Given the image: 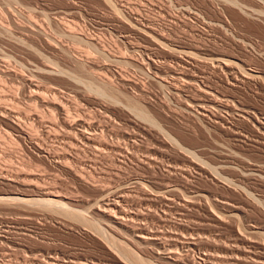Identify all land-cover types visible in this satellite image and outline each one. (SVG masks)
<instances>
[{
	"label": "rangeland",
	"instance_id": "374dc122",
	"mask_svg": "<svg viewBox=\"0 0 264 264\" xmlns=\"http://www.w3.org/2000/svg\"><path fill=\"white\" fill-rule=\"evenodd\" d=\"M214 54L234 61L236 67L218 66L209 60ZM241 68L248 73L260 72V78L247 79ZM92 78L105 82L106 86L111 84L106 93L110 97L89 91V85L99 82ZM86 80H89L88 86ZM199 88L201 91L212 90L226 104V110L213 107L215 105L210 103L212 95L201 97ZM133 97L140 106L150 110L147 112L153 114L156 126L142 118L139 121L134 111L133 114L130 109ZM197 103L206 104L202 107L204 110ZM0 104V195L16 193L14 195L37 198L35 187H41L44 192H57L74 205L80 201L76 205L78 209L85 208L84 213L99 219L102 231L104 228L109 233L107 236L103 231V236L91 226L43 208L0 203V264H129L120 259L119 252L116 253L120 242L127 243L132 251L149 258L148 261L153 259L152 264H175L159 259L154 254L155 246L134 244L130 234L115 231L106 221L99 211V204L101 207H105L106 202L113 204L117 200L114 195L123 194L126 202L121 205L118 197L119 205L133 216L130 223L134 229L138 228L137 231L140 228L150 234L154 232L161 235L160 238L166 232L170 237L181 238L197 234V230L202 233L198 250L186 248L183 240L177 243L181 248L176 249L178 246L170 237L165 240L162 237L161 242L165 241L167 248L182 253H176L181 257L176 264H194L196 260L198 264L200 253L212 254L213 258L224 255L227 249L224 242L232 235L231 221L224 219L222 224L213 223L205 214L202 202H198L199 205L196 202L192 207L195 211L189 208L182 212L174 208L175 205L169 209L165 207L166 195L155 189L162 184L175 185L185 181L167 175L164 168L169 164L168 160L184 165L193 158L178 152L168 137L195 151L200 160L197 162L205 163L202 164L204 167H210L207 163H218L211 167L218 173L224 171L219 176L227 178L226 183L224 177L221 179L226 185L216 184L209 176L197 175L189 168L194 177L188 178L192 179L191 185L188 182L190 186H201L242 205L246 218L237 221L241 229L245 230L244 226L256 221L264 226V178L256 172L258 169L264 171V130L256 128L253 118L264 115V0H0ZM239 105L250 108L255 114L240 113L235 109ZM78 119L87 125L86 132L93 135L94 141L87 142L89 145L79 138L83 128L76 126L72 130L65 123V120ZM134 138L137 139L136 146L131 142ZM147 150L158 154V157L154 156L159 160L154 163L155 167L142 160L145 154L142 152ZM168 151H172L170 155ZM159 154L170 157L165 161ZM139 176L147 186L152 185L151 188L145 184L144 188L142 185L136 187L133 182ZM164 176L167 178L162 179ZM229 178L240 185L242 191ZM150 189L154 192L152 195H148ZM108 193L112 194L107 196ZM80 199L88 201L85 203ZM156 199L160 201L157 203ZM210 203L213 207L214 202ZM215 209L212 210L220 212L218 207ZM109 235L117 237L109 239ZM260 237L253 239L263 242L264 237ZM248 259L227 260L223 264H249Z\"/></svg>",
	"mask_w": 264,
	"mask_h": 264
},
{
	"label": "bare ground",
	"instance_id": "6f19581e",
	"mask_svg": "<svg viewBox=\"0 0 264 264\" xmlns=\"http://www.w3.org/2000/svg\"><path fill=\"white\" fill-rule=\"evenodd\" d=\"M10 1V0H9ZM13 1H15V0H13ZM108 1V0H107ZM111 1V0H110ZM223 1V0H222ZM229 2V1H228ZM261 2V1H260ZM108 3V2H107ZM110 3V2H109ZM226 4H228V3H226ZM226 4H225V6H226ZM237 4V3H236ZM261 4V3H260ZM8 5V4H7ZM238 6V5H237ZM10 7V6H9ZM231 7V6H230ZM234 7V6H233ZM243 7V6H242ZM241 7V8H242ZM245 8V7H244ZM246 8H247V6H246ZM248 9V8H247ZM243 10V9H242ZM188 11V10H187ZM233 11V10H232ZM263 11V10H262ZM32 12H34V9L32 10ZM199 12V11H198ZM254 12V11H253ZM192 13V12H191ZM194 13V12H193ZM31 14V13H30ZM196 14V13H195ZM257 14V13H256ZM255 14V15H256ZM260 14V13H259ZM202 15V14H201ZM252 15V14H251ZM250 16V15H249ZM204 18V17H203ZM256 18V17H255ZM198 19V18H197ZM140 20V19H139ZM139 20H137V22L139 21ZM205 20V19H204ZM37 21V20H36ZM129 21V20H128ZM35 22V21H34ZM206 22V21H205ZM39 23V22H38ZM204 23V22H203ZM151 25V24H150ZM208 25V24H207ZM206 25V26H207ZM220 25V24H219ZM139 26V25H138ZM5 27V26H4ZM153 27V26H152ZM212 27H214V26H212ZM220 27V26H219ZM37 28V27H36ZM147 28V27H146ZM3 29V28H2ZM135 29V28H134ZM136 30V29H135ZM153 30V29H152ZM138 31V30H137ZM139 31H140V29H139ZM143 31V30H142ZM147 31V30H146ZM142 34V33H141ZM76 35V34H75ZM146 35V34H145ZM151 35V34H150ZM150 35H149V37H150ZM70 36H71V34H70ZM148 36V35H147ZM153 36V35H152ZM76 37V36H75ZM155 37V36H154ZM71 38V37H70ZM77 38V37H76ZM152 38V37H151ZM159 39V38H158ZM155 41H158L157 40V38H156V40ZM165 43V42H164ZM98 44V43H97ZM159 45V44H158ZM29 47V46H28ZM162 47V46H161ZM170 47V46H169ZM179 47V46H178ZM188 47V46H187ZM167 48H168V46H167ZM183 48V47H182ZM184 48H186V47H184ZM197 48V47H196ZM29 49V48H28ZM101 49V48H100ZM168 49H170V48H168ZM31 50V49H30ZM165 50V49H164ZM178 51V50H177ZM70 52V51H69ZM176 52V51H175ZM179 53V52H178ZM177 53V54H178ZM182 53H183V51H182ZM197 53V52H196ZM71 54V53H70ZM172 54V53H171ZM186 54V53H185ZM187 54H189V53H187ZM191 54V53H190ZM189 54V55H190ZM181 55V54H180ZM41 56V55H40ZM195 56H197V55H195ZM75 57V56H74ZM189 57V56H188ZM42 58V57H41ZM77 58H78V56H77ZM177 58V57H176ZM181 58V57H180ZM191 58V57H190ZM193 58H195V57H193ZM200 58H202V57H200ZM205 58V57H204ZM203 58V59H204ZM210 58V59H209ZM208 59L209 60H211L212 62H215L216 64H218V66H221V65H224V66H226V67H231L232 65H234L235 67H236V64L237 63H235L234 61L232 62L231 60H228V59H225V58H223L222 56H219V55H210V57H209ZM197 59V58H196ZM205 59H207V58H205ZM80 60V59H79ZM83 60V59H82ZM152 60H154V59H152ZM242 61V60H241ZM202 62V61H201ZM204 62V61H203ZM85 63V62H84ZM150 63V62H149ZM183 63V62H182ZM85 64H87V63H85ZM208 64V63H207ZM213 64V63H212ZM253 65V64H252ZM82 66V65H81ZM80 66V67H81ZM200 66H201V64H200ZM214 66H215V64H214ZM240 66V65H239ZM243 66V65H242ZM249 66H250V64H249ZM79 67V66H78ZM85 67V66H84ZM173 67V66H172ZM197 67V66H196ZM205 67V66H204ZM225 67V68H226ZM241 67V66H240ZM86 68V67H85ZM150 68H152V67H150ZM233 68V67H232ZM238 68V67H237ZM228 69V68H227ZM241 69H243V68H241ZM253 69V68H252ZM232 70H234V69H232ZM237 70V69H236ZM244 70L245 69H243V72H244ZM251 70V69H250ZM260 70V69H259ZM262 70V69H261ZM64 71V70H63ZM174 71V70H173ZM179 71V70H178ZM228 71H229V69H228ZM254 70H252V72H253ZM46 72V71H45ZM49 72V71H48ZM68 72V71H67ZM182 72V71H181ZM230 72V71H229ZM60 73H63V72H60ZM59 73V74H60ZM66 73V72H65ZM152 73H154V72H152ZM182 73H184V72H182ZM217 73V72H216ZM246 75H244L247 79L248 78H250V79H259L260 78V76L258 75V73H260V72H258V71H256V72H253V73H248L247 71L246 72H244ZM70 74H72V73H70ZM78 74V73H77ZM151 74V73H150ZM158 74V73H157ZM160 74V73H159ZM232 74V73H231ZM56 75V74H55ZM154 75V74H153ZM184 75V74H183ZM21 76V75H20ZM97 76V75H96ZM185 76V75H184ZM196 76V75H195ZM215 76V75H214ZM236 76H238V75H236ZM71 77V76H70ZM76 76H74V78H75ZM159 77V76H158ZM182 77V76H181ZM227 77V76H226ZM242 77H243V75H242ZM244 77V78H245ZM79 78V77H78ZM97 78H98V76H97ZM100 78V77H99ZM160 78V77H159ZM164 78V77H163ZM228 78V77H227ZM262 78V77H261ZM38 79V78H37ZM76 79H77V77H76ZM85 79V78H84ZM94 81H97L96 79H94V78H92ZM177 79V78H176ZM19 80V79H18ZM20 81V80H19ZM27 81V80H26ZM33 81V80H32ZM73 81V80H72ZM87 81V80H86ZM93 81V82H94ZM99 82H97V84H98V86H97V84H91V85H89L88 83H89V80L87 81V82H85L86 83V85L88 84L89 85V91H92V93L94 92H96L97 94H98V96H99V94H100V96H102V95H106L107 97H110L109 95H107L106 93H108L107 92V87L110 85V87H111V84H107L108 86H106V84H104L105 82H103V83H101L100 82V80H98ZM245 81V80H244ZM74 82V81H73ZM90 82H92L91 80H90ZM107 82V81H106ZM111 82V81H110ZM212 82V81H211ZM214 82V81H213ZM231 82V81H230ZM262 82V81H261ZM78 83H81V82H79L78 81ZM94 83H96V82H94ZM101 83V84H100ZM160 83H161V81H160ZM186 83V82H185ZM100 84V85H99ZM177 84V83H176ZM199 84V83H198ZM221 84V83H220ZM249 84V83H248ZM29 85V84H28ZM33 85V84H32ZM85 85V84H84ZM87 85V86H88ZM169 85H172V84H169ZM180 85V84H179ZM186 85V84H185ZM80 86H81V84H80ZM118 87V86H117ZM164 87V86H163ZM171 87V86H170ZM176 87V86H175ZM181 87V86H180ZM210 87V86H209ZM238 87V86H237ZM30 88V87H29ZM40 88V87H39ZM109 88V87H108ZM173 88V87H172ZM187 88V87H186ZM196 88V87H195ZM205 88V87H204ZM224 88V87H223ZM24 89H26L25 87H24ZM51 89V88H50ZM59 89V88H58ZM88 89V88H87ZM183 89V88H182ZM181 89V90H182ZM202 89V88H201ZM201 89L199 88V90H200V92H202V94H201V97L202 96H204L205 97V95L206 94H211L212 95V99H211V101H210V103H213L215 106H213V107H216L217 109L219 108V109H225L226 110V104H224V103H222L221 101H220V99L217 97V95H215V94H213L214 92H211L210 90H209V88H206V89H203L202 91H201ZM57 90V89H56ZM177 90V89H176ZM187 90V89H186ZM194 90V89H193ZM199 90H197V91H199ZM47 91V90H46ZM54 91V90H53ZM220 91V90H219ZM35 92V91H34ZM59 92V91H58ZM185 92V91H184ZM191 92V91H190ZM204 92V93H203ZM44 93V92H43ZM90 93V92H89ZM95 93V94H96ZM33 94V93H32ZM182 94V93H181ZM224 94H226V93H224ZM34 95V94H33ZM57 95V94H56ZM111 95V94H110ZM5 96V95H4ZM139 96V95H138ZM179 96V95H178ZM192 96V95H191ZM208 96H210V95H208ZM30 97V96H29ZM42 97V96H41ZM113 97V96H112ZM184 97V96H183ZM17 98V97H16ZM114 98V97H113ZM112 98V99H113ZM209 98V97H208ZM12 99V98H11ZM133 99H134V97H133ZM135 99H136V97H135ZM133 100V104H132V108H130V109H132L131 111L133 112H135L136 113V115L139 117V121H140V118H142L143 120H146V121H148L149 123H151L150 125H155V120H154V118H153V114L151 115L150 114V112H147V111H150V110H146L144 107H142V106H140L139 105V102L137 101V100ZM206 99V98H205ZM15 100V99H14ZM198 100V99H197ZM203 100L204 99H202V101L201 102H203ZM210 100V99H209ZM208 100V101H209ZM230 101V100H229ZM231 101H233V100H231ZM52 102V101H51ZM56 102V101H55ZM179 102V101H178ZM186 102V101H185ZM198 102V101H197ZM226 102V101H225ZM243 102V101H242ZM57 103V102H56ZM141 103V102H140ZM50 104V103H49ZM58 104V103H57ZM228 104V103H227ZM234 104V103H233ZM1 105V104H0ZM9 105V104H8ZM181 105V104H180ZM197 105H198V107L199 108H202V107H206V104H201V103H197ZM236 105H237V103H236ZM236 105H234L235 107H236ZM117 106V105H116ZM194 106V105H193ZM209 107H210V105H208ZM207 106V107H208ZM230 106V105H229ZM10 107V106H9ZM129 107V106H128ZM195 107V106H194ZM197 107V108H198ZM208 107V108H209ZM16 108V107H15ZM211 109H214V108H212V107H210ZM209 108V109H210ZM215 108V109H216ZM2 109V108H1ZM67 109V108H66ZM68 109H70V108H68ZM203 109V108H202ZM201 109V110H202ZM228 109V108H227ZM235 109H237V111H240V113L242 112V113H244V114H247V115H250L249 114V112H250V108L249 109H246V107L245 108H242L241 107V105H239L237 108H235ZM18 110V109H17ZM204 110V109H203ZM51 111V110H50ZM65 111V110H64ZM210 111V110H209ZM233 111V110H232ZM4 112V111H3ZM85 112V111H84ZM133 112V114H135ZM195 112V111H194ZM227 112V111H226ZM225 112V113H226ZM229 112V111H228ZM19 113V112H18ZM22 113V112H21ZM104 113V112H103ZM187 113V112H186ZM192 113V112H191ZM205 113V112H204ZM211 113V112H210ZM209 113V114H210ZM218 113V112H217ZM251 113V112H250ZM254 112H252L251 114H253ZM17 114V113H16ZM76 114V113H75ZM101 114V113H100ZM219 114V113H218ZM234 114H236V113H234ZM255 114V113H254ZM253 114V115H254ZM13 115V114H12ZM71 115H72V113H71ZM200 116H201V113L199 114ZM206 115H208V114H206ZM205 115V116H206ZM216 115V114H215ZM214 115V116H215ZM223 115V114H222ZM228 115H230V114H228ZM242 115V114H241ZM5 116V115H4ZM10 116V115H9ZM82 116V115H81ZM109 116V115H108ZM136 116V117H137ZM210 116V115H209ZM212 116V115H211ZM231 116V115H230ZM250 116H252V115H250ZM249 116V117H250ZM13 117H14V115H13ZM72 117V116H71ZM105 117H106V115H105ZM137 117V118H138ZM154 117H155V115H154ZM222 117V116H221ZM242 117H245V116H242ZM256 117V118H255ZM255 117H253L254 119H255V124L254 125H256V128L257 129H259V131L260 130H264V115H262V116H260V117H257V116H255ZM22 118V117H21ZM27 118V117H26ZM84 118V117H83ZM228 118V117H227ZM245 118H247V117H245ZM252 118V119H253ZM19 119V118H18ZM55 119V118H54ZM205 119V118H204ZM208 119V118H207ZM212 119V118H211ZM249 119V118H248ZM9 120V119H8ZM61 120V119H60ZM79 120V119H78ZM106 120V119H105ZM133 120V119H132ZM158 120V119H157ZM217 120V119H216ZM57 121V120H56ZM66 122V124H67V126H69V127H71V129L74 127H76V126H79L80 128L79 129H81V128H83V129H81L80 130V136H79V138L81 137V140L83 139L86 143L85 144H87V142H90V141H92L93 140V135H91L90 133V135L88 134V132H86V130H85V127H87V125L83 122V121H77V120H70V121H67V120H65ZM107 121V120H106ZM135 121V120H134ZM145 121V122H146ZM240 121V120H239ZM252 121V120H251ZM21 122V121H20ZM80 122V124H78ZM104 122V121H103ZM143 122V121H142ZM220 122V121H219ZM219 122H217V123H219ZM84 123V124H83ZM90 123V122H89ZM111 123V122H110ZM117 123V122H116ZM120 123V122H119ZM136 123V122H135ZM144 123V122H143ZM159 123V122H158ZM203 123V122H202ZM233 123V122H232ZM18 124V123H17ZM60 124V123H59ZM21 125V124H20ZM89 125V124H88ZM90 125H91V123H90ZM108 125H110V124H108ZM226 125V124H225ZM238 125V124H237ZM22 126V125H21ZM156 126V125H155ZM104 127V126H103ZM215 127V126H214ZM73 128V129H74ZM100 128V127H99ZM115 128V127H114ZM135 128V127H134ZM225 128V127H224ZM255 128V127H254ZM253 128V129H254ZM25 129V128H24ZM65 129V128H64ZM67 129V128H66ZM72 129V130H73ZM120 129V128H119ZM146 129V128H145ZM144 129V130H145ZM155 129V128H154ZM226 129V128H225ZM240 129V128H239ZM101 130V129H100ZM106 130V129H105ZM214 130V129H213ZM114 131V130H113ZM253 131H255V130H253ZM27 132V131H26ZM77 132V131H76ZM115 132V131H114ZM162 132V131H161ZM262 132V131H261ZM67 133V132H66ZM78 133V132H77ZM93 133V132H92ZM98 133V132H97ZM112 133V132H111ZM127 133V132H126ZM166 133V132H165ZM240 133V132H239ZM259 133V132H258ZM93 134H95V137H98V136H96V133H93ZM107 134V133H106ZM134 134H135V132H134ZM245 134V133H244ZM70 135V134H69ZM108 135H109V133H108ZM131 135V134H130ZM129 135V136H130ZM147 135V134H146ZM155 135V134H154ZM32 136H33V134H32ZM37 136V135H36ZM112 136V135H111ZM114 136V135H113ZM169 136V135H168ZM167 136V137H168ZM26 137V136H25ZM24 137V138H25ZM77 137V136H76ZM107 137V136H106ZM260 137V136H259ZM119 138V137H118ZM129 138V137H128ZM132 138V137H131ZM165 138V137H164ZM34 139V138H33ZM98 139V138H97ZM130 139V138H129ZM133 139V138H132ZM145 139V138H144ZM147 139H149V138H147ZM242 139V138H241ZM68 140V139H67ZM82 140V141H83ZM100 140V139H99ZM167 140V139H166ZM168 140H170V142L169 143H171L172 145H173V147L174 148H178V152H181L183 155H185V156H192L193 158L192 159H190L189 161H186L187 163L185 164L184 163V165H182V164H177V163H175V162H170L169 160H168V162L167 163H169V164H167V166H166V168H164L163 166V168L164 169H166L165 171L167 172V175L169 176V177H172L173 178V176H175V177H177V179L179 180V178H180V182H181V179L182 180H185V181H182L181 183H177V184H175V185H161V187L160 188H158L157 186H155V189L156 190H158V193L160 192V194H161V192L162 193H164L165 195H166V197H164V200H165V202H166V206L165 207H167V208H169L170 209V206L171 205H175V207L174 208H177V209H179V210H181L182 212H185V210H188L189 208H192V207H194V206H196V204L198 203V202H202V204H204V211L206 212L205 214H207L210 218V220L212 219V221H213V223L215 222V223H217V225L218 224H222L223 223V221H224V219H227V220H229V221H231V223H232V235H231V239H229L228 241H226V242H224V244H226V246H227V249L225 250V253H224V255H222V254H219L220 256H215L216 258H213L214 256H212V254H211V256H210V254H208V253H200L199 255H200V262L198 263V264H223V262L225 263L227 260H234V261H239V260H242L243 261V259H245L246 257H248L249 259V264H264V241L263 242H260V241H257V240H254L253 238H258V237H260V236H263L264 237V226L263 225H261V224H258V223H256V222H252V223H250L248 226H244V228H245V230L244 229H241L240 227H238V225H239V223H237V221H238V219H244V218H246V212H245V210H244V208H243V206L242 205H240L239 203H237V202H235V201H233V200H231V199H229L230 197L229 196H227V197H229V198H225V197H223V196H220V195H215V193L213 194V193H211V192H209V191H207V190H205V189H202L201 188V186H199V187H192V186H190L191 185V183L190 182H192V179L190 180H188V178L190 177V178H194V177H191V175H192V172H190V169L193 171V172H195V174H197V175H201V174H205V175H207V176H209L211 179H212V181H215V183L216 184H224V185H226L225 183V180L227 179V178H225L223 175H221V176H223L225 179L222 181L221 179L223 178H220V176H219V174L221 173V172H224V171H221L220 173H218V171H216L215 170V167H211L213 164H209V163H207V165H209L210 167H208L207 168V166L206 167H204L205 165H202V164H205V163H203L202 162V158L201 157H199V158H201V162H202V164H200L199 162H200V160L199 159H197V156L194 154V152L195 151H190L189 150V148L188 149H186V147L184 148L183 146H182V144L180 145L179 144V142H178V140H176L175 138H171V137H168ZM94 141V140H93ZM119 141V140H118ZM153 141V140H152ZM237 141V140H236ZM71 142V141H70ZM77 142H79V141H77ZM130 142V141H129ZM133 144H135V146H136V144H137V139L136 138H134V140H132L131 141ZM167 142V141H166ZM259 142V141H258ZM68 143V142H67ZM107 143V142H106ZM120 143V142H119ZM139 143V142H138ZM183 143V142H182ZM32 144V143H31ZM73 144V143H72ZM127 144V143H126ZM125 144V145H126ZM133 144H132V147H133ZM162 144V143H161ZM87 145H89V144H87ZM108 145V144H107ZM131 145V144H130ZM139 145V144H138ZM80 146V145H79ZM95 146V145H94ZM121 146V145H120ZM91 147H92V145H91ZM96 147V146H95ZM108 147V146H107ZM118 147V146H117ZM139 147H140V145H139ZM142 147H144V146H142ZM142 147H141V149H142ZM145 147H147V146H145ZM150 147V146H149ZM156 147V146H155ZM73 148V147H72ZM78 148V147H77ZM84 148V147H83ZM99 148V147H98ZM97 147H96V149H98ZM119 148V147H118ZM129 148H131V147H129ZM151 148V147H150ZM173 148V149H174ZM43 149V148H42ZM82 149V148H81ZM95 149V150H96ZM120 149V148H119ZM138 149V148H137ZM147 149H149L148 147H147ZM152 149H153V147H152ZM155 149V148H154ZM173 149H171V150H173ZM85 150V149H84ZM87 150V149H86ZM93 150V149H92ZM99 150V149H98ZM101 150H103V149H101ZM110 150V149H109ZM115 150V149H114ZM127 150V149H126ZM140 150V149H139ZM156 150V149H155ZM162 150V149H161ZM174 150H177V149H174ZM106 151V150H105ZM122 151V150H121ZM137 151V150H136ZM201 151V150H200ZM116 152H119V151H116ZM137 152H139V151H137ZM136 152V153H137ZM165 152V151H164ZM169 152V151H168ZM170 152H172V151H170ZM170 152L168 153L169 155H170ZM51 153V152H50ZM122 153V152H121ZM141 153V152H140ZM142 153H145L143 156L145 157H143L142 158V160L143 159H145V161H147L146 163L150 166H154V163H156L157 161H159V160H157V159H155L156 157H158V154L156 153V155H155V152L152 154V153H150V150L148 151H144V152H142ZM36 154V153H35ZM118 154V153H117ZM139 153H137V155H138ZM167 154V153H166ZM179 154V153H178ZM177 154V155H178ZM197 154V153H196ZM200 154V153H199ZM232 154H233V152H232ZM231 154V155H232ZM96 155V154H95ZM99 155V154H98ZM121 155V154H120ZM123 155V154H122ZM124 155H125V153H124ZM127 155V154H126ZM172 155V154H171ZM175 156H176V153L174 154ZM174 155H172V156H174ZM225 155V154H224ZM100 156V155H99ZM117 156V155H116ZM139 156V155H138ZM154 156H155V158H154ZM159 156H160V158L162 159V158H165V161H166V158H168V157H170V156H167V155H163V154H159ZM233 156V155H232ZM237 156V155H236ZM113 157V156H112ZM122 157H124V156H122ZM140 157V156H139ZM180 157H181V155H180ZM159 158V159H160ZM182 158H183V156H182ZM191 158V157H190ZM141 159V158H140ZM160 159V160H161ZM171 159V158H170ZM227 159V158H226ZM132 160V159H131ZM142 160H139L140 162L142 161ZM175 160V159H174ZM187 160V159H186ZM197 160L199 161V162H197ZM237 160V159H236ZM122 161V160H121ZM176 161V160H175ZM204 162H205V160H203ZM227 162H229L228 160H226ZM239 161V160H238ZM161 162L162 161H160V164H161ZM163 162H164V160H163ZM207 162V161H206ZM222 162V161H221ZM221 162H219V163H221ZM235 162V161H234ZM141 163H145V162H141ZM182 163V162H181ZM214 163V162H213ZM224 163H226L225 161H224ZM146 164V165H147ZM159 164V163H158ZM166 164H164V165H166ZM188 164V165H187ZM218 164V163H217ZM217 164L216 165H213V166H217ZM231 164V163H230ZM240 164V163H239ZM136 165V164H135ZM148 165H147V167H148ZM163 165V164H162ZM256 165V164H255ZM150 166V167H151ZM263 166V165H262ZM131 167V166H130ZM155 167V166H154ZM157 167V166H156ZM219 167H221V166H219ZM219 167L217 168L216 167V169H219ZM225 167V166H224ZM227 167H228V165H227ZM248 167V166H247ZM135 168V167H134ZM158 168H159V166H158ZM190 168V169H189ZM229 168V167H228ZM235 168V167H234ZM146 169V168H145ZM224 170L226 169V168H223ZM236 169V168H235ZM251 169H253V168H251ZM256 169V168H255ZM258 169V168H257ZM149 170H151V169H149ZM162 170V169H161ZM229 170H231V169H229ZM241 170V169H240ZM250 170V169H249ZM263 170V169H262ZM260 171L259 169L256 171V172H258L259 171V173L261 174V176L264 178V171ZM22 171V170H21ZM163 171V170H162ZM219 171H220V169H219ZM235 171V170H234ZM237 171V170H236ZM239 171V170H238ZM254 171V170H253ZM24 172V171H23ZM142 173V172H141ZM225 173V172H224ZM253 173V172H252ZM2 174V173H1ZM15 174V173H14ZM17 174V173H16ZM83 174V173H82ZM144 174V173H143ZM164 174V173H163ZM163 174L161 175V176H163ZM166 174V173H165ZM194 173H193V175H195ZM256 173H254V176H258V177H260L259 175H255ZM85 175V174H84ZM228 175V174H227ZM226 175V176H227ZM245 175V174H244ZM250 175V174H249ZM20 176V175H19ZM141 177H142V175H140ZM139 176V177H140ZM247 176H248V174H247ZM247 176H245V177H247ZM253 176V175H252ZM253 176V177H254ZM141 177L138 179L137 178V180L135 181V182H133V184H136L135 186L137 187V185H142V187L141 188H144L143 186H147V183H145L144 182V179H141ZM148 177V176H147ZM156 177V176H155ZM165 177L167 178V176H164V178H162V179H165ZM168 177V179H172V178H169ZM196 177V176H195ZM198 177V176H197ZM197 177H196V179H197ZM204 177H206V176H204ZM3 178V177H2ZM5 178H7L6 176H5ZM12 178H14V177H12ZM22 178V177H21ZM136 178V177H135ZM160 178V177H159ZM234 178V177H233ZM243 178V177H242ZM26 179V178H25ZM83 179V178H82ZM113 179V178H112ZM174 179V178H173ZM210 179V180H211ZM8 180V179H7ZM14 180H16V179H14ZM32 180V179H31ZM37 180V179H36ZM88 180V179H87ZM146 180V179H145ZM151 180V179H150ZM149 180V181H150ZM161 180V179H160ZM176 180V179H175ZM13 181V180H12ZM39 181V180H38ZM131 181V180H130ZM129 181V182H130ZM153 181V180H152ZM168 181V180H167ZM190 181V182H189ZM228 181V180H227ZM229 181L232 183L233 181H232V179L230 180V178H229ZM235 181H237V180H235ZM101 182V181H100ZM162 182V181H161ZM161 182H159V183H161ZM164 182H166V181H164ZM173 182V181H172ZM176 182H178V181H176ZM188 182L190 183V185L188 184ZM229 182V183H230ZM260 182V181H259ZM36 183V182H35ZM96 183V182H95ZM103 183V182H102ZM116 183V182H115ZM152 183H154V182H152ZM155 183H156V181H155ZM230 183V184H231ZM124 184V183H123ZM132 183H130V185H132L133 187H135L134 185H133ZM145 184V185H144ZM157 184H158V181H157ZM166 184H168V183H166ZM170 184H172V183H170ZM194 184V183H193ZM215 184V185H216ZM229 184V185H230ZM233 184H234V182H233ZM7 185H8V183H7ZM35 185V184H34ZM99 185V184H98ZM129 185V186H130ZM228 185V186H229ZM234 185H237L236 183L234 184ZM126 186V185H125ZM128 186V185H127ZM126 186V187H127ZM131 186V187H132ZM145 186V187H146ZM150 188H151V186L150 185H148ZM148 186H147V188H148ZM154 186V185H153ZM194 186V185H193ZM195 186H197V185H195ZM218 186V185H217ZM219 186H221V185H219ZM223 186V185H222ZM231 186V188H233L232 187V185H230ZM230 186H229V191L231 190L230 189ZM240 186V185H239ZM238 185L236 186V187H239ZM13 187V186H12ZM17 187V186H16ZM124 187V186H123ZM135 187V188H136ZM140 187V186H139ZM157 187V188H156ZM241 187V186H240ZM239 187V188H240ZM222 188V187H221ZM225 188V187H224ZM43 189H45L46 190V188L44 187ZM48 189V188H47ZM109 189V188H108ZM118 189V188H117ZM121 189V188H120ZM139 189V188H138ZM152 189H153V187H152ZM154 189V190H155ZM236 189V188H235ZM238 189V188H237ZM237 189H236V191H237ZM242 187H241V191H242ZM246 189V188H245ZM248 189V188H247ZM27 190V189H26ZM31 190V189H30ZM29 190V191H30ZM105 190V189H104ZM140 190H142L143 191V189H140ZM139 190V191H140ZM145 190H147V189H145ZM149 190V189H148ZM155 190V192H157ZM224 190V189H223ZM226 190H228L227 188H226ZM232 190H234V189H232ZM16 191V190H15ZM34 191L36 192L35 194H36V196H38L37 198H26L27 196H23V195H14V194H16V193H14V194H3V195H0V203H7V204H9V203H13V204H22V205H26V206H32V207H39V208H43V209H46V210H48V211H51V212H55V213H58V214H60V215H63V216H65V217H68V218H70V219H72V220H75V221H78L79 223H81V224H83V225H86V226H91V228L93 227L97 232H98V234L100 233V234H103V236H104V233L105 234H107L106 232H108V230L107 231H105L104 230V228H103V231H104V233H103V231H102V227H100V225H99V219L98 220H96L97 218H90V216L88 215V214H85L84 213V210H86L85 208H84V210H81V209H78V207L76 206L77 205V203L78 202H80V201H78L75 205L73 204V203H71V202H69V201H67L66 200V197H65V199L63 198V197H60L61 195L59 194V193H51V192H49V191H46V192H44V190H42L41 189V187L39 188V187H35V189H34ZM106 191V190H105ZM121 191V190H120ZM150 191L151 192H149V194L148 195H152L151 193L153 192L151 189H150ZM239 191V190H238ZM8 192V191H7ZM108 192H110V191H108ZM113 192V191H112ZM115 192H116V190H115ZM148 192V191H147ZM217 192V191H216ZM246 191H244L243 190V193H245ZM25 193V192H24ZM116 193H118V192H116ZM122 193V192H121ZM138 193H140V192H138ZM154 193V192H153ZM158 193H156V194H158ZM219 193H221V192H219ZM247 193H249V192H247ZM23 194V193H22ZM109 194V195H108ZM108 194H106L107 196H110L111 194L110 193H108ZM140 194H144L145 195V193H140ZM163 194V195H164ZM246 194V193H245ZM105 195V196H106ZM114 195V194H113ZM155 195V194H154ZM162 195V196H163ZM164 195V196H165ZM221 195H223V194H221ZM247 195H249V194H247ZM104 196V197H105ZM123 196H124V194H123ZM123 196H121V195H114V197L117 199V200H114V202H113V204L110 202L109 204H107V202H106V205H105V207H103V205H102V207H101V205L99 204V206H100V212H101V214L105 217V219H106V221L108 222V223H110V224H112L111 226H112V228L116 231H122L124 234L125 233H127V234H130V239H132V241L134 242V244L136 243L137 245H139V246H143V245H152V246H155L156 247V251H155V253L154 254H156L157 256H158V258L159 259H163V260H166V261H171V262H174L175 264L176 263H178V261L180 260V259H178V258H181L180 256L179 257H177V255L178 254H180V253H177V255H176V253L172 250V248H167L166 247V245L167 244H165V241H163V242H161V239H162V237L164 238V240L168 237H170L169 235H168V233L166 234V233H162L163 234V236L160 238L159 236H161V235H159V234H154V232H152V234H150L149 232H146V231H144L143 229L141 230L140 228H139V231H137L138 230V228L137 229H134L133 228V224H131L130 223V219L132 220V217L133 216H131L126 210H124V208H121V206L119 205V200H118V197H120V201H122V202H120V204L121 203H123V202H126V200H125V198H122ZM140 195L138 194V197H139ZM159 196V195H158ZM157 196V197H158ZM253 196V195H252ZM32 197V196H31ZM113 197V196H112ZM141 197V196H140ZM151 197V196H150ZM249 197H251V196H249ZM68 199L70 198V197H67ZM105 198H107V197H105ZM114 198V199H115ZM142 198V197H141ZM144 198H146V197H144ZM154 198V197H153ZM160 199H161V197H159ZM257 198V197H256ZM71 199V198H70ZM91 199V198H90ZM102 199H103V197H102ZM101 198H100V200H102ZM108 199V198H107ZM107 199H106V201H107ZM151 199V198H150ZM149 199V200H150ZM155 199V198H154ZM153 199V200H154ZM158 199V198H157ZM157 199L155 200L157 203L160 201H157ZM75 200V199H74ZM78 200V199H77ZM81 201L83 200V199H80ZM111 200V199H110ZM147 200V199H146ZM152 200V199H151ZM249 200V199H248ZM255 200V199H254ZM261 200V199H260ZM72 201V200H71ZM76 201V200H75ZM74 201V202H75ZM85 201V200H84ZM84 201H82V202H84ZM88 201V200H87ZM87 201H85V203L87 202ZM97 201V200H96ZM113 201V200H112ZM155 201H154V203H155ZM256 201H257V199H256ZM259 201V200H258ZM91 202V201H90ZM100 202V201H99ZM161 202H162V200H161ZM197 202V203H196ZM210 202H214L213 203V205L214 206H216V209L215 208H213V207H211L210 205L212 204V203H210ZM261 202V201H260ZM85 203H82V204H84L85 205ZM97 203V202H96ZM96 203H95V205H96ZM148 203V202H147ZM210 203V204H209ZM2 204V205H3ZM6 204V205H7ZM105 204V203H104ZM256 204V203H255ZM122 205V204H121ZM148 205V204H147ZM162 205V204H161ZM198 205H199V203H198ZM197 205V206H198ZM14 206V205H13ZM93 206H94V204H93ZM97 206H98V204H97ZM98 206V207H99ZM153 206V205H152ZM151 206V207H152ZM10 207V206H9ZM24 207V206H23ZM164 207V208H165ZM203 207V206H202ZM217 207H218V209H219V211L220 212H218L217 211V213L216 212H214V210H212V209H215V211L217 210ZM94 208V207H93ZM102 208H104L103 210H102ZM166 208V209H167ZM171 208H172V206H171ZM196 208V207H195ZM200 208V207H199ZM193 209V208H192ZM40 210V209H39ZM113 210V211H112ZM165 210V209H164ZM172 210V209H171ZM194 210V209H193ZM197 210V209H196ZM189 211H191V209L189 210ZM195 211V210H194ZM133 212V211H132ZM168 212V211H167ZM167 212H166V214H167ZM174 212V211H173ZM179 212V211H178ZM196 212H198V211H196ZM170 213V212H169ZM168 213V214H169ZM172 213V212H171ZM181 213V212H180ZM176 214H177V212H176ZM179 214V213H178ZM201 214V213H200ZM89 217H88V216ZM170 215V214H169ZM182 216H184L185 217V215H187V214H181ZM191 215V214H190ZM207 215H204V216H207ZM97 216V215H96ZM138 216V215H137ZM173 216V215H172ZM189 216V215H188ZM195 216V215H194ZM202 216V215H201ZM62 217V216H61ZM94 217V216H93ZM101 218H103V217H101ZM136 218V217H135ZM161 218V217H160ZM176 218V217H175ZM194 218H196V217H194ZM208 218V217H207ZM104 219V220H105ZM162 219H163V217H162ZM177 219V218H176ZM71 220V221H72ZM103 220V219H102ZM128 220H129V222H128ZM164 220V219H163ZM167 219H165L164 221H166ZM192 220H194L193 218H192ZM204 220V219H203ZM171 221V220H170ZM245 221V220H244ZM77 222V223H78ZM101 222H103V221H101ZM226 222H228V221H226ZM132 225H130V224ZM210 223V222H209ZM260 223V222H259ZM107 224V223H106ZM108 225V224H107ZM166 225V224H165ZM181 225H182V223H181ZM195 225V224H194ZM243 225V224H242ZM110 226V225H109ZM111 226H110V228H111ZM105 227V226H104ZM195 227V226H194ZM92 228V229H93ZM220 228H222V227H220ZM93 229V230H94ZM165 229V228H164ZM199 229H201V228H199ZM112 231V230H111ZM159 231V230H158ZM163 232H164V230H162ZM121 232V233H122ZM220 233V232H219ZM109 234V233H108ZM108 234H107V236H108ZM113 234V233H112ZM202 233L199 231V230H197V234H195V233H192V234H190V236L189 237H187V236H183V238H181V237H178V236H175V237H170L172 240L171 241H174V245H176V246H178L177 245V243H179L180 241H184V242H182V243H184V244H186V248L187 247H190V248H192V249H199V242H200V238H202L201 235ZM204 234V233H203ZM111 235V234H110ZM109 235V236H110ZM122 235V234H121ZM220 235V234H219ZM106 236V235H105ZM116 236V235H115ZM115 236H113V238L115 237ZM117 237V236H116ZM166 237V238H165ZM217 237H219V236H217ZM101 238V237H100ZM112 238V236H110V238L109 239H113ZM261 238V237H260ZM106 239V238H105ZM119 239V238H118ZM114 240H115V238H114ZM113 240V241H114ZM163 240V239H162ZM112 241V240H111ZM121 241V240H120ZM262 241V240H261ZM116 243H119L118 241H115ZM114 242V243H115ZM123 242H125L126 243V241H123ZM202 242V241H201ZM122 242H120L119 243V247H117V248H119L118 250H116V253L117 252H119V255H120V259H123V261L125 260L126 262H128L129 264L131 263V264H152V260H151V262L150 261H148V259L146 258H143L144 256H142L140 253H139V255L136 253V252H134V251H132L131 249L132 248H129L128 247V244L126 243V244H124V243H122ZM167 243V242H166ZM181 243V242H180ZM168 244H169V241H168ZM113 246V245H112ZM113 247H115V246H113ZM183 247H185V246H183ZM146 248V247H145ZM174 248V247H173ZM181 248V247H180ZM179 248V246H178V248L176 247V249H180ZM189 248V249H190ZM116 249V248H115ZM176 249H175V251H176ZM134 250V249H133ZM152 250H154V249H152ZM187 250V249H186ZM136 251V250H135ZM180 251V250H179ZM184 252V251H183ZM189 252V251H188ZM206 252H208V251H206ZM114 253H115V251H114ZM152 254V253H151ZM188 254V253H187ZM34 255V254H33ZM141 255V256H140ZM181 255H182V253H181ZM222 255V256H221ZM44 256V255H43ZM54 256V255H53ZM118 256V255H117ZM147 256V255H146ZM155 256V255H154ZM153 256V257H154ZM190 256V255H189ZM50 257V256H49ZM58 257V256H57ZM150 257H152L151 255H150ZM64 258V257H63ZM157 258V259H158ZM243 258V259H242ZM59 259V258H58ZM35 260V259H34ZM61 261V260H60ZM70 261V260H69ZM124 261V262H125ZM156 261V260H155ZM158 261V260H157ZM162 261V260H161ZM197 261V260H196ZM196 261H194V264L196 263ZM76 262V261H75ZM160 262V261H159ZM228 262V261H227ZM70 263H72V262H70ZM155 263V262H154ZM153 263V264H154ZM167 263V262H166ZM168 263H170V262H168ZM183 263H185V262H183ZM82 264V263H81ZM127 264V263H126ZM161 264V263H160ZM187 264V263H186ZM192 264V263H191ZM197 264V263H196ZM230 264V263H229ZM235 264V263H234ZM239 264V263H238Z\"/></svg>",
	"mask_w": 264,
	"mask_h": 264
}]
</instances>
